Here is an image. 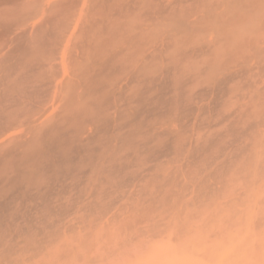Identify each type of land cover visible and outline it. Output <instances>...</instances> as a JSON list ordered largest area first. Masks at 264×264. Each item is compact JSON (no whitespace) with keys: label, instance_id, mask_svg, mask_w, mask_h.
Masks as SVG:
<instances>
[{"label":"bare ground","instance_id":"1","mask_svg":"<svg viewBox=\"0 0 264 264\" xmlns=\"http://www.w3.org/2000/svg\"><path fill=\"white\" fill-rule=\"evenodd\" d=\"M178 33L183 36L181 43L174 40L181 45L178 61L181 63L182 90L178 92L179 95L181 93L179 98L175 94L177 100L171 97L175 103L171 106L168 99L163 97L161 100L162 92H166V89L162 92L160 89L166 86L161 82L159 85L162 88L157 90V80L162 75H154L153 69L154 65L155 68L159 66L155 61L164 62L167 53L171 55V50L175 52L176 49L172 47L177 45L171 41ZM173 55L174 53L172 57ZM167 62L169 61L165 64ZM169 63L171 65L172 62ZM177 67L180 70L179 65ZM162 71L164 72V68ZM163 72L161 73L164 75ZM172 73L177 74L176 71ZM169 76L165 74L164 78L169 80L171 86L173 82ZM174 83L171 88L176 89ZM154 90L160 93H155ZM153 93L162 95L153 96ZM160 100H165L164 105L168 100L165 107L168 108V104L171 106L166 110V116L162 114L165 107L164 111L161 108L163 112L159 109L164 106ZM158 109L161 114L158 111L160 115L156 116L161 117V124L158 121L156 123L159 126L155 123V127L149 125L151 120L147 123L149 130L150 127L151 131L156 130L157 137L164 138L167 127H172L168 126L169 120L177 122L174 123L176 125L173 124L176 129L182 125V128L187 126L188 129L190 120L186 125L185 120L189 114L192 115L191 119L194 118V124L201 123V126L206 121L208 129L216 128L213 143L207 141V144L215 146L214 151L211 150L213 156L206 152L211 156L207 155L210 159L205 161L204 153L201 158L205 162L197 161L199 164L204 163V166H199L201 169L197 174L202 191H197L202 195L205 193L216 197V208L224 204V209H234L236 214L225 211V218L231 215L232 220H238H233L235 224L237 221L242 225H235L240 230L236 229L237 234L233 233L232 236L230 224V231L226 230L227 235H222L228 240L232 237L227 241L228 245L225 238L222 237L224 241L218 242L216 237V242L219 243L217 246L214 243H200L198 246L200 240L195 242L192 250L187 249V252L182 247L184 251L180 252L184 253L183 256L185 253L189 255V251L196 250L197 247L195 252L203 253L202 249L204 248V252L210 251L206 245H211L215 248H211L213 250L209 253L218 258L220 263L214 258L217 264L264 262H259L260 258L256 260L258 262L254 261L256 256L263 257L259 246H256V239L264 240V218L260 217L262 213L259 215L260 212L254 210L256 206V209H261L259 206L264 204V0H0V240L9 237L22 239V228L26 222L30 227L33 221H36V226L38 222L43 223L49 229L47 223L59 220V214L67 208L76 205L83 209L88 204L93 205L90 199L92 194L98 195H94L96 199L93 196V199H98L94 203L101 201L99 203L104 205L103 197L115 193L125 184L122 183V177L127 175L126 170L132 168L138 157L136 154H140L136 153L137 146L140 144L141 148L149 144L148 141H155V137L154 140L152 137L148 140L155 131L150 132L144 126V119L140 120L142 127L137 122V117L141 113V117L147 116L150 119L147 114ZM142 112H146V116ZM162 115L164 119L166 117L165 120ZM156 116L151 119H158ZM137 125L141 126L138 130ZM142 128L143 133L147 134L148 130L147 136L151 135L147 139H143L146 135H140L143 140L136 145V134ZM185 128L183 133L187 130ZM167 131L174 132L173 129ZM175 132L172 137L176 139L175 136H178L177 140L181 138L182 144L184 136H180L183 134ZM178 132L182 133L180 130ZM168 134L171 138V133ZM209 136L207 140H210ZM162 138L157 140L164 144L163 140L166 138ZM197 138H192L193 145L198 142ZM169 141L170 139L166 143L169 144ZM183 141L185 142L184 138ZM204 141L206 140H203V144L202 141L198 142L194 147L199 153L204 148L206 151L209 145H204ZM172 142L176 144L174 149L177 153L188 154L185 144L182 146L180 142L178 145L175 140ZM167 144L163 146L168 147ZM203 145L204 148H201ZM148 148L147 151L145 149L147 153H154L152 147V152ZM170 148L169 154L172 153ZM163 149L165 151L161 148L158 150H168L165 147ZM174 149L172 148L173 152ZM146 152L142 153L147 157L149 153ZM189 152L191 159L196 151ZM154 154L158 153L155 151ZM198 155L194 154L195 157ZM157 156L154 157L158 158ZM194 156V161L200 158L196 159ZM168 177L165 176L163 180H168ZM154 178L161 179L159 176ZM153 180L156 179L150 180L152 184ZM163 187L161 183L157 185L156 192L161 193ZM160 197L159 194L158 198L162 199ZM208 198L206 199L210 201ZM92 205H88L90 209L94 208ZM24 209L26 213L22 214ZM33 210H37L36 214L43 211V214L34 215ZM222 217L224 216H220L219 220ZM223 220L220 222L222 226ZM255 224L263 226L259 227V234L257 229L253 231L258 227ZM41 226L36 229L41 230ZM184 230L186 231L181 230L182 233ZM41 233L44 235L45 231ZM195 233L194 237L198 234ZM228 233L231 234L229 238ZM187 240L192 241L188 238L186 241L178 240V243H186ZM168 242H171L170 239ZM180 243L179 247L183 242ZM192 243L190 242L191 245ZM2 245L3 243L0 246ZM179 254L181 253L178 252ZM192 254V260L190 255L185 257L189 258V262L198 264L193 257L199 256L193 254L192 257ZM178 255L175 257L179 258ZM252 258L254 262L251 261ZM200 259L199 264L202 261ZM206 259L203 261H207ZM174 260L175 258L172 262L169 261L171 264L179 261ZM157 261L160 264L164 259ZM183 261L179 264H183Z\"/></svg>","mask_w":264,"mask_h":264},{"label":"rangeland","instance_id":"2","mask_svg":"<svg viewBox=\"0 0 264 264\" xmlns=\"http://www.w3.org/2000/svg\"><path fill=\"white\" fill-rule=\"evenodd\" d=\"M181 34L182 33H178V35L176 37H174V39H172V41H171L174 45L176 44L178 46V47L176 46L175 48L172 47L173 49H176V50H174L175 52H173V50H171L172 49L171 48L170 49L172 51V53L170 51L171 55L167 53V57L168 58L171 57V58H169V60H168L167 57H166L167 59L165 58L166 61L172 62L171 65H170L169 62H167L165 64L166 61L159 62L160 60H157V62L155 61V63L159 65L157 67L159 69L158 70L157 68H155L156 67V65H154L155 63L153 64L155 66V67L153 66L154 67L153 72L155 73V74L154 73L153 74L156 75V76H158V75L161 76L162 75V77H163V78L159 77V79L161 80V81L159 80L160 82L157 80L158 85H159V83L162 82L163 83L162 85L164 87L166 86V88H162V85H159L158 86L159 88H157V90L162 88V90L160 89L161 92L163 90L165 91V89H166V92H162L163 96L161 97L162 99L161 98L160 99L163 100V97L165 99H168L169 100V104L171 106L175 104L173 102V99L177 100L176 96H178L179 95L178 92H180L182 90V85H181L182 75H181V72H180L181 71V66H180L181 63H180V61H178V59H180V56H179L180 53L178 51L180 50L179 46H181V45H178L177 43H175V41L176 42L178 41V43H181V40L183 39V36ZM173 53H174V55L172 57ZM175 53H179V54H175ZM174 57H176L177 60L174 59ZM172 60H174V61H172ZM162 62H163L164 65L161 68L160 65H162ZM175 62H177V63L175 64ZM177 65H179L180 70L177 69L178 68ZM174 67H175V69H173ZM163 68H164V72H165V74L167 76H169L170 73L172 74L171 77L169 76V79H170L171 82H173V83L177 82V83L180 84L179 85L177 83H174V86L176 84V86H175V87H177L176 89L174 87L171 88L173 83H171V86H170L169 85L170 82H168L169 80L166 81L167 79L164 78L165 74L163 75L161 73V72H163L162 71ZM155 69H156L157 73H156V71H154ZM160 69H161V71H160ZM165 69H167L168 71H171V72H167V70H165ZM172 71L173 72L176 71L177 74L172 73ZM177 75L180 76V77H178ZM173 77H174V79H173ZM175 78H176V80H175ZM178 78H179L180 81H178ZM172 80H174V81H172ZM166 82H168V83L166 84ZM164 84H166V85H164ZM179 87H181V88H179ZM177 89H179V91ZM157 90H154V92L156 93V92L159 91V90L158 91ZM168 90H169V92L167 93ZM170 90H171V94H169ZM172 90L174 91V93H172ZM175 90H176V92H175ZM155 93H153V96L155 95ZM158 93H160V92H158ZM158 93L155 96L159 95L158 97H160V95H162V94H158ZM165 93L167 94L168 97L166 96ZM175 94H176V96H175ZM180 95H181V93H180ZM179 96H178V98H179ZM171 97H174V98L172 99ZM161 100H160V103H162V106H163L165 100L163 102ZM168 100H166L165 105L168 103ZM169 104H168V108L165 107V105L163 107H159L161 112L164 111V107H165V111L162 113L163 115L165 114V116L167 114L166 110L171 107ZM161 108H163V111H162ZM159 109L154 111L155 115H154L153 112L150 113L153 117L150 116V114H147L146 112H142V114L144 116H146V114L149 115L150 119L149 118L147 119V116L146 117H143V116L141 117V113H140V117L141 118L137 117V119L139 118V120L137 122H139V124H140V123H142L141 121H143V119H144V122L146 123V125L144 124V126L147 127V123H149V120H151L150 122H152V123L155 121L154 124L149 123V125L150 126L154 125L156 127V125H155L156 122H158V121H159V123L162 122L161 117L160 116H156L157 114L158 115L161 114ZM158 111L160 112V114L157 113ZM144 113H146V114H144ZM163 115H162V118L164 117ZM154 116L158 117V119L156 118V120H153V119H155ZM190 116H192V115L189 114L188 117H190ZM205 116L207 117V115H205ZM151 117L153 119H151ZM188 117L186 118L187 121L185 120V125L190 123V124H188V126L190 125V127H188V129H187V126H186V128L183 127L185 129H187V130H185L186 132L184 131L185 134L183 133L184 129L182 128V126H184V125L179 124L180 122L178 124L182 125V126H177V129H176L175 126H174L176 124H174V123H177V122H174V121L170 122V120H169L168 121V126L171 125L173 128L172 127L171 128L167 127V130L173 129L174 132L176 130L177 133L176 132L175 133L178 134V135H182L183 134L180 137L184 136L183 138H184L186 143L183 141V138H182V144L186 145V153H188V154H185V152H184V154L182 155V153H177L176 152V150L174 149V146L176 144L174 145L173 144L174 141L172 142V140H175L177 142V145H178L179 142L181 144V138H180V140L178 139L179 140L178 141L177 140L178 136H175L176 139H174V137H172V136H174L173 135L174 132H170L172 130H170L169 132L166 130L167 134H165V136H163L164 138H162V136L157 137L158 133L156 132V130H153V129H152V131H155V132L151 133L152 136H150L151 134L149 135L150 137L147 136L149 134V131L152 132L151 131L152 127H150L149 125L148 126L150 127V130L147 127V129L149 130V131L147 130V132H148L147 134H145V132L143 133V128H142L141 129L142 131L141 130H139L140 132L137 131V132H139L141 134H139V133L136 134V136L138 135L136 137V141H137L136 145L138 143H140L139 141L145 139L146 137L147 138L149 137L148 140H150L151 137H152L151 139L154 140L153 137H155V141L157 143H159V145L157 143L155 144L154 143L155 141L154 142L152 141L151 143H150V141H148L149 144H147L148 146L146 145L147 147L146 146H143V147L141 146V148L143 150L142 151L140 146H139L140 144H139L137 146V148H136V153L137 152H140V154L142 152L145 153L147 151L146 148L149 147L148 149L150 150L151 147H152L151 150H153L154 153H155V151H156V153H158L156 155H158L157 157L159 159L155 158L154 156H156V155L154 153H152L153 154L152 155L149 151H148L149 154L146 152L149 155V159H148V155L147 154H146L147 157L145 156V154L143 155V153L141 154L142 156L139 153H138V155L136 154V156H138V157L140 156L139 158L142 157L141 158L142 160L139 159L138 157H136L137 159H135V161H134L135 164L133 163L134 166L132 164V168H129L128 170L125 171L127 175H125V172L123 174L125 176L122 177V183H125V184L121 185L122 187L121 186L119 187V189H118L119 191L117 190L115 193H112V194H109V195H105L106 197H103V199H102L104 201V205H102L103 203H99L101 201H99L98 203H96V202L94 203L93 201H97L98 200V199L95 200L98 195L94 194L96 196L95 197L92 194L90 196V199H91V203H93V205L92 204H88V205H92L94 207V208H92L90 206L92 210L89 208L88 205H87V207H88V209H90L89 211H88V209H85L87 207L82 209V208H80V206H76L75 205V206H73L71 208H67L62 213H60L59 216H58L59 220H57L55 222H52L53 224L50 223V222L47 223V226L49 227V229L46 226H44L42 222H40L42 224H39V222L37 223L38 226L39 225L40 226L43 225V227H46L48 229L49 233H47V229L45 228L44 229L45 234L43 235L41 233V232L44 233V231H41V230H43L42 226L40 227L41 230L36 229V227H38V226H36L34 224L36 221L35 222L33 221V223L29 222L31 224V227H30V225L28 226L27 222H26V225H25V222L22 220L23 221L22 223L25 225L24 226L25 228H24L23 224H22V227H23L22 228V239L21 238L20 239H11L9 237L8 239H3V241H2V239L0 240L1 243H3V245L0 246V264H159L157 260H159V259L163 260L164 259V262H166L165 258H167L168 262H170V261L172 262V259L175 258L174 261H178L179 260L177 264H179V262H182L183 259H184L183 264L185 262H186L185 264H187V263L188 264L189 263L190 264H194V261H191L193 263L189 262L190 260H192L191 255H190L192 253L194 255H198L199 256V257H197V256H194L192 254V257L194 256L193 259L198 261V264L200 262L199 259L200 258L202 259L204 257L205 258L202 259L201 263H203L204 262L203 260H205L207 258L206 259L207 261H205L206 264H211V262L212 263L214 262V263L217 264V262L215 260H217L218 258H216V256H212L210 254L211 251L213 250L211 248H215V247H211V245H209V246L206 245L207 249H210V251L205 249L207 251L204 252V250H203L204 248L203 249L199 248V249H202L203 253L201 252V250H200L201 253H199V251H198V253H196L197 252L196 250L198 249L197 247H196V250L189 251L190 260H189V258L187 259L185 257L188 254L185 253V255L183 256L184 253L180 252V250L182 251L183 248L184 249L186 248L187 252L190 249L192 250V247L195 244V242H197V241L199 242L200 240L201 241L199 243H197L198 246H199L200 243H202L203 245H204V243H207V244L211 243L212 245L214 243L217 246L219 243L217 244L216 241L217 240H218V242L224 241L222 239V237H223L222 235H227V231L228 232L230 231L229 230L230 227L232 228L231 231H230L232 236L234 234H237L236 232H238V231H235L236 229L240 230V228L238 229V227L240 226V222H237L238 220L236 218H235L237 220L236 224L234 223L235 221L233 222V220H235V219L232 220L233 217H230L231 215L230 216L228 215L229 218L232 220L231 222H229L230 219L228 217L225 218V211L226 212L229 211L230 208L228 210H227V208L224 209L225 208L224 204H223L224 206L221 205L223 207V209H221L222 208L221 206L216 208V203H217L216 202V200H217L216 197L215 198L212 197L211 194H209L210 196L207 195V194L205 195V193L202 195L201 192H200V191H202L201 190L202 187L200 186V183H199L200 181H198L199 180L198 179L199 178L198 177V175H199L198 172L201 169L200 167L204 166V163L200 162L202 164H199V162H197V161H202V160L204 161V159L201 158V157L204 156L203 154L206 153V152L209 153V154L211 153L210 155L213 156L212 153L214 151V147L215 146H211L210 144L213 143V138L215 136L213 134L216 131V128L211 127V128L208 129L209 126H208L207 123H205L206 121L204 122L206 125L204 123H202L203 126L205 125L204 128H202V125L199 126L201 123L200 124L199 123L198 124H196V123L194 124V118L191 119L192 117H190V118H188ZM206 117H205V119H206ZM159 118H160V120H159ZM145 119H146L147 122L145 121ZM165 119H166V117H165ZM201 121H202V119H201ZM199 122H200V120H199ZM159 123L158 124L156 123V124L159 126ZM183 123H184V121H183ZM142 124H140V125L142 126ZM138 125H137L136 129L137 128L138 129L141 128V126H138ZM145 127H144V129H146ZM212 128L215 129V130L213 131ZM179 130L182 131V133L178 132ZM193 130H194L195 133L193 132ZM205 132L206 133L208 132L207 135H206ZM168 133H171V138H170V134H168ZM142 134H144L146 136L143 138L142 136H144V135H142ZM140 135H142L141 138L139 137ZM153 135H156V136H153ZM189 135H190V137L192 135L193 136L190 138ZM200 135H202V136L200 137ZM209 135H211V136H209ZM212 135H213V137H212ZM167 136H169L168 140L170 139V141H171V142L170 141L168 142L169 144L166 143L168 141L167 140ZM208 136L210 137V140H207ZM193 137H194V139L197 138L198 142L202 141L201 144H203V140H206V141H204L205 142L204 145H208L209 143L207 144V141L208 142L210 141V144L208 145V147L205 146L206 147V151H205L204 145L201 146V148L203 147L204 150H202L200 148L202 151H205V152H202L200 150V153H199V151L196 148L194 149V147H196V144L198 142H196V144L193 145V142H192L194 140V139L192 140ZM158 138H162V139L166 138L165 140H163L165 143L163 144L162 141L161 142L158 141L159 140ZM200 138H202L201 141H200ZM197 140H195V141H197ZM188 142H190V143H188ZM154 144L156 145L157 150H156V147H155ZM166 144L168 145V147L167 146H163V145H166ZM170 145L172 146L171 148H170ZM188 145H190V146L193 145V146H191V149H190V146L188 147ZM182 146H184V145H182ZM163 147H165V149L168 148V150H166L167 152H163V151H165L163 149ZM160 148L163 150L162 151L163 154H161L162 153V152H160L161 150H158ZM169 148L172 151L171 154H169L170 153L169 152L170 151ZM172 148L175 150V152H173ZM184 148L185 147H183V150H185ZM145 149H146V151H145ZM137 150H141L142 152L141 151H137ZM190 150L192 151V153H193V151H196V152L193 153V155L191 153V155H192L191 159L192 160L190 159V155H189V153H190L189 151ZM211 150H213V151H211ZM164 153H166V156H165ZM198 153L200 155H198ZM207 153L205 154L206 157L208 155ZM179 154H181V155L179 156ZM194 154H195V156H197V155H198V157L200 156L201 160H200V158L197 159L198 157H195ZM161 155L164 156V157H162ZM171 155H173L174 158ZM175 155H176V157H175ZM186 155L187 156L189 155V157L186 158ZM210 155H208V156H210ZM193 156L197 160L194 161V159L192 158ZM205 156H204L205 161L210 159V157H211L210 156V157L206 158ZM188 159H189V161H188ZM191 161H193V162H191ZM187 162H188V164H186ZM194 162H196V163H194ZM197 163H198V165H197ZM153 169H154V171H153ZM129 170H132L133 172H131ZM142 174H143L144 177L146 176L145 179L142 176ZM158 174H160V175H158ZM164 174H165L166 177L169 176L168 180H167V178H165L163 180V178L165 177ZM161 175H162V177H161ZM155 176H157V177L159 176L161 179L154 178ZM148 177L149 178L151 177V178L149 179ZM152 179H156V180H153V184L151 182ZM160 180L161 181L163 180V181L160 182ZM154 181H155V183H154ZM164 181H166V182L164 183ZM156 182H158V183H156ZM197 182H198L200 187L198 186ZM160 183H161V187L165 186L163 188L164 189L166 188V190H164L162 188L161 189L162 190L161 193H158V192H156L155 189H156V186L159 185ZM162 184H163V186H162ZM170 187L171 188L173 187V189H171ZM157 189H158V187H157ZM168 189L170 190V192H169ZM199 189H200V191H197ZM158 191H160V189ZM194 191H196L197 193L194 192ZM162 192H163V195H161ZM167 192L169 193V195H168ZM159 194L162 197V199L165 198V194H166V198L168 200L169 199L170 200L167 202L166 198L164 200L159 199L158 198ZM170 194L172 196H174V197H172ZM178 195H180V196L178 197ZM93 196L95 197V199H93ZM108 196L110 198H108ZM151 196L152 197L156 196L158 198V199L156 197H155L156 199L154 198L156 200L157 204H156V202H154L155 200L152 199ZM203 196H205V197L208 196L210 198V201L206 199L208 197L205 198ZM198 197L200 199L203 197L204 199L203 198L201 199L203 202L200 199H197ZM105 199H107V201ZM205 199L207 201H205ZM220 199L223 200V198H220ZM158 200H159V202H158ZM165 200H166V202H164ZM208 201H209L210 204L208 203ZM150 203H153V204H150ZM94 204H95V206L97 204L98 205L95 207ZM202 204H203V206H202ZM169 207H172V208H169ZM206 207H207V209H206ZM226 207H228V205ZM256 207H254L255 208L254 210L256 212L259 211L260 212V213L258 212L259 215L262 213L260 215V217L264 218V212H263L264 211V204L261 203V206H259V207H261V209L260 208L256 209ZM94 209H95V211H93ZM233 210L234 209H231L232 212L231 211H229V212H231V214L232 213L236 214V211L235 210L233 211ZM35 211H37V210H33V212H35ZM22 212H23L22 214H25L26 213L25 209ZM33 212H32V214H34ZM42 212H40V214H36V212H35L34 215H37V216L40 215L41 216V214H43ZM176 213H177L178 216H176ZM258 213H256L257 216H258ZM169 216H170V218H169ZM220 216H224V217H222V219L219 220ZM204 217L207 220H205ZM178 218H179V220H178ZM166 219H168V220H166ZM216 219H218L219 221L216 220ZM227 219H229V220L227 221ZM169 220H171V221H169ZM173 220H174V222H173ZM221 220H223L222 221L223 222V226L221 225L222 223L220 224ZM225 220L227 221L226 223L224 222ZM48 224H51V225L49 226ZM230 224H231V226H230ZM165 225H166V227H165ZM225 225H226V228H225ZM235 225L238 226V227H235ZM215 226H216V228H215ZM32 227H34V228H32ZM259 227H263V226L262 225H260V226L258 225V227H256L253 231H256V229H257L256 232H258V234H259V231H260ZM27 228H29V229L27 230ZM197 228H199L197 230V232H196V233H198L197 236L199 237V234L200 235L203 234V236L205 235L206 238L202 237V235L200 236L202 238L199 237L200 239L197 236L194 237V233H195ZM179 229H180V231H179ZM182 229H186V231H188V232H186L184 230L183 233H182V231H181ZM188 229H190V230H188ZM202 229H203V231H202ZM233 229H234V232H233ZM219 230H221V232H219ZM211 231L213 233H211ZM28 232H30L29 235H28ZM37 232H39V233H37ZM189 232H190V234H189ZM201 232H203V233H201ZM218 233L219 234L221 233V234L219 235ZM224 233H226V234H224ZM185 234H187V235H185ZM231 234L228 233V235H229L228 238L231 236ZM189 235H191V237H189ZM211 235H212V237H211ZM193 237H194V239H193ZM216 237H217V240H216ZM188 238H190L192 241H194L195 239L196 240L194 241V243H192V241H190V240H187L186 243L184 241H182L183 244L180 245L181 247H179V243L181 241H179V243H178V240H181V239L184 240L185 239V241H186V239H188ZM223 238H225L226 239L225 241L227 242V241L231 240L232 237L229 238V240L227 239L226 236H224ZM169 239H170L171 242H168ZM203 239H205L206 241L204 242ZM219 239H221V240H219ZM172 240L175 241V242H172ZM256 240H257L256 241L257 242L256 246L257 247L259 246L260 253L263 255V257L261 256L262 257V259H261V257H257L256 256L255 258H257V259L254 260V258H252L251 261L259 260V258H260L259 262L260 261H264L263 260V258H264V246H263L264 245V240H262V239H260V241L258 239H256ZM190 242L192 243V245L190 244ZM226 242H224V243H226ZM260 242H263V243H260ZM1 243H0V245H1ZM228 243L229 242H227L226 245H228ZM261 244H263V245H261ZM158 247H160V248H158ZM189 247H191V248H189ZM208 247H210V248H208ZM171 248H173V249H171ZM177 248H179V249H177ZM180 248H182V249H180ZM241 248H242V246L239 247V249H241ZM173 250L176 251V253ZM162 251H164V253ZM167 252H168L169 255L167 254ZM178 252L181 253V254L178 255ZM206 252H208L207 254L208 255L210 254L211 257H210V255L208 256L206 254ZM156 253H157V256H156ZM199 254H202V255H199ZM163 255L166 256V257H164ZM172 255H174V257ZM177 255H178L179 258L182 257V259L180 260L179 258H176ZM257 255H260V254L258 253ZM195 257H197L198 260ZM214 258H216V259L214 260ZM212 259L214 261H212ZM196 261H195V263H196ZM217 261H218V263H220L219 260H217ZM242 261H244V260H242ZM162 262L163 261H160V264ZM164 262L162 264H164ZM168 262H166L165 264H171V262L170 263H168ZM205 262L203 264H205ZM239 262L241 263V260ZM256 262H258V261H256ZM243 263L244 262H242L241 264H243ZM260 263L264 264V262H260ZM180 264H182V263H180ZM246 264H248V263H246ZM254 264H257V263L254 262Z\"/></svg>","mask_w":264,"mask_h":264}]
</instances>
